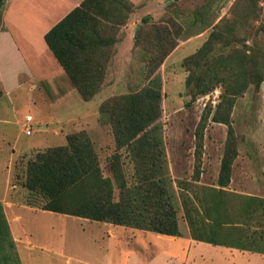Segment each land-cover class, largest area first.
<instances>
[{"label": "rangeland", "instance_id": "rangeland-1", "mask_svg": "<svg viewBox=\"0 0 264 264\" xmlns=\"http://www.w3.org/2000/svg\"><path fill=\"white\" fill-rule=\"evenodd\" d=\"M133 1L134 8L127 23L114 34L115 42L109 53L105 78L91 99H82L59 67L57 70L49 67L51 73L42 75L39 81L36 78H32L33 82L25 81L20 89L6 88V93L0 97V204L3 213L0 220V264H43L42 254L52 255L56 264H67V258L72 255L93 257L99 254V241H94L95 234L81 233L74 226L79 222L75 219L77 217L40 208L39 204L44 199L17 183L16 174L21 172L17 165L21 157L26 160L39 150L64 144L66 134L84 130L98 153L103 174L110 176L109 158L120 154L126 177L131 182L132 163L125 146H117L111 122L100 107L108 99L144 86H154L162 91V111L158 122L169 168L167 180L179 227L187 232L190 230L183 206V201H186L187 209L195 218L194 228L210 231V225L201 224L199 220L206 218L205 204L212 202V192L208 187H219L217 176L227 125L214 122L210 117L220 101L223 87L220 82H215L211 91L193 97L187 85L192 63L187 64L186 61L206 40L210 31L205 27L206 23L229 17L236 0ZM243 1L239 0L240 5ZM256 8L258 16L250 35L259 39L264 36V0H257ZM144 16L158 23L159 30L171 31V40L176 39L175 46L154 71L148 65L150 49L147 46L153 41L152 33L156 26L151 22L143 24ZM174 23L176 25L173 26ZM177 24L181 27L180 34L174 28ZM137 30L142 31L140 39H135ZM246 44L251 45L252 38L246 40ZM220 52H223L221 48L217 50ZM208 110L210 114L205 122L203 146L199 153L195 132L202 114ZM27 114L32 115L30 134L23 131ZM231 123L238 153L232 164L230 181L222 187L226 202L223 210L227 217L225 221L240 222L236 227L225 222L222 228H216L219 235L227 240L237 238L236 233L240 229L250 235L258 227L257 224L245 223L244 196L264 198V81L258 88L251 84L235 98ZM196 169L199 170L198 176ZM207 210L208 216L216 215L214 209ZM122 228L130 235L135 230L127 226ZM149 234L154 236L158 233ZM157 241L162 242L161 247L166 243L164 239ZM71 264H76V260H71ZM251 264H264V260L255 258Z\"/></svg>", "mask_w": 264, "mask_h": 264}, {"label": "trees", "instance_id": "trees-1", "mask_svg": "<svg viewBox=\"0 0 264 264\" xmlns=\"http://www.w3.org/2000/svg\"><path fill=\"white\" fill-rule=\"evenodd\" d=\"M3 4L4 0H0V20ZM256 7L257 0H245L242 5L236 0L229 17L215 23L207 22L205 27L210 31L206 40L186 61L192 63L187 85L193 97L211 91L215 82L222 84L221 98L210 120L226 124L227 135L217 176L219 187H208L212 202L205 204L207 218L199 220L201 224H209L210 231H197L186 201L183 206L194 239L264 253V198L244 196L245 209L249 205L252 207L251 211H246L245 223L257 224L260 230L257 227L247 235L240 229L237 238L227 240L216 229L222 228L225 222L231 227L240 222L225 221V190L222 187L230 181L232 164L238 153L231 123L235 98L251 84L258 88L264 81V36L256 39L250 35L258 16ZM133 8L131 0H82L44 34L48 48L82 99L89 100L98 92L115 42L114 34L127 23ZM142 20L143 24L151 22L149 16ZM153 24L156 26L153 41L147 46L151 71L164 61L176 43V39L171 40V31L159 30V24ZM174 28L180 34L179 24ZM140 33L142 31L137 30L135 39H140ZM249 38H252L251 45L246 44ZM219 48L222 53H217ZM161 99L160 88L144 86L101 104L102 113L111 122L117 146H125L132 163L131 182L126 177L120 154L110 156L111 174L104 175L92 140L86 131L78 130L66 134L64 144L39 150L26 160L21 157L17 165L21 170L16 174L17 183L44 199L39 204L42 210L158 234L182 235L167 180L169 168L158 122ZM209 114L210 110L202 114L195 132L199 153ZM195 174L199 175L198 169ZM1 208L0 204V220L3 218ZM207 208L214 209L216 215L208 216Z\"/></svg>", "mask_w": 264, "mask_h": 264}, {"label": "crops", "instance_id": "crops-1", "mask_svg": "<svg viewBox=\"0 0 264 264\" xmlns=\"http://www.w3.org/2000/svg\"><path fill=\"white\" fill-rule=\"evenodd\" d=\"M81 1L4 0L0 20V97L6 88L20 89L25 81L41 80L42 75L51 73L49 67L63 70L44 34ZM251 209L249 205L247 210ZM75 219L79 220L74 225L79 232L95 234L100 251L93 257L72 255L67 264L73 259L76 264H251L255 258L264 260V253L194 239L186 229L181 230L180 236H151V231L139 229L130 235L124 226L100 224L83 217ZM161 239L166 242L162 247V242L157 241ZM40 259L43 264H56L50 254H42Z\"/></svg>", "mask_w": 264, "mask_h": 264}, {"label": "built area", "instance_id": "built-area-1", "mask_svg": "<svg viewBox=\"0 0 264 264\" xmlns=\"http://www.w3.org/2000/svg\"><path fill=\"white\" fill-rule=\"evenodd\" d=\"M31 121H32V115L31 114L25 115V122H24V130L23 131L26 134L31 133V127H30Z\"/></svg>", "mask_w": 264, "mask_h": 264}]
</instances>
